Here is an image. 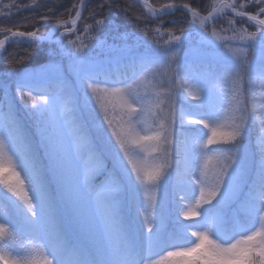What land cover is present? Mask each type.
Masks as SVG:
<instances>
[{
	"label": "snow or ice",
	"instance_id": "1",
	"mask_svg": "<svg viewBox=\"0 0 264 264\" xmlns=\"http://www.w3.org/2000/svg\"><path fill=\"white\" fill-rule=\"evenodd\" d=\"M90 2L79 0L72 3L66 13H60L71 18V26L69 20L55 18L56 12L49 10L54 18L53 29L60 32L55 43L63 59L74 69L72 83L44 67L29 70L24 64L26 57L10 61L19 66L5 73L15 78V96L41 131L42 153L6 115L3 128L7 136L0 134V173L8 171L9 176L0 179V183L12 196L23 200L26 208L18 214L0 217V262L162 264L152 257L166 252V257L197 253L195 259L186 260L184 264H264V149L253 163L244 145L245 136L256 123L255 109L249 111L248 107L249 92L253 91L249 84L254 77L259 78L264 90V0H231L220 7L206 5L203 9L206 15L189 2L162 3L153 7L148 0H140L147 13L141 12L136 17L138 21L154 19L163 26L164 18H174L176 13L184 20L180 34L172 35L163 45L150 39L147 27L141 29L142 37L138 36L137 40H143L145 49L140 54L142 69L169 63L168 54H175L185 38L192 39L194 34L199 35L201 47L214 54V66L210 64L206 70L202 69V78H195L198 94L188 92L186 85L193 77L187 72L182 74L179 56H173L169 63L172 89L166 94L171 101L169 116L151 129L143 127L145 101L151 99V93L140 94L133 90L137 72L125 80H112L108 70L90 57L98 34L110 22L107 16L102 19H97L95 14L85 17L83 12ZM5 7L10 15L13 8L20 11L27 6L13 2ZM104 7L110 10L107 4L101 5V10ZM47 19L48 15L41 17V20ZM78 21L83 25L82 30ZM251 21H255V25L250 24ZM223 23L227 28L220 30L231 32L232 36L217 34L218 26ZM245 24L254 30L247 37L237 39L238 27L248 31L243 27ZM2 31L5 35L0 40V56L8 51L6 43L19 45L28 40L29 47L36 49L45 39V35H38V28ZM129 64L135 68L136 60H130ZM171 64L176 67L172 68ZM4 87L7 95V85ZM73 89L84 107L90 109L92 123L90 128L76 129L75 139L80 146L75 151L71 149L68 155L65 133L57 125L54 112L56 104L71 96ZM160 95L156 93L158 100ZM110 98L117 99L124 109L126 127L119 130L109 118ZM182 98L194 102L200 112L199 118L185 119ZM221 110L227 116L223 122L218 119ZM151 116L154 124L160 120V115L154 111ZM178 119L180 136L185 137L180 141L182 162L174 159ZM259 122L264 128V118ZM186 124L202 125L208 131L191 130L196 135L189 142ZM202 153L215 155L206 156L202 166ZM212 159L217 162V170L209 177L207 162ZM149 160L158 162L149 164ZM97 172L111 179L112 187L98 190L90 179ZM51 177L55 178V189ZM181 178L186 180L183 191L192 190L194 186L200 189L196 210L177 211L172 215L164 201L153 197V218L145 232L143 224L138 223L143 214V202L139 200L141 188L162 187ZM185 199V195H180L177 207L179 201ZM223 207L232 208L231 235L213 219L214 213L218 214ZM181 217L183 221L198 217L203 230L190 231L192 226L184 224ZM169 221L173 231L182 230L189 241L195 238L192 247L170 242ZM30 247L42 253V261L26 258ZM169 248L176 251H168Z\"/></svg>",
	"mask_w": 264,
	"mask_h": 264
},
{
	"label": "trees",
	"instance_id": "2",
	"mask_svg": "<svg viewBox=\"0 0 264 264\" xmlns=\"http://www.w3.org/2000/svg\"><path fill=\"white\" fill-rule=\"evenodd\" d=\"M154 7H159L162 3H192L193 6H196L198 10L202 11V14L206 15V12H203V9L206 5H212L217 7L222 2H231V0H149ZM15 2L21 7L20 11H17L15 8L11 10L10 15L8 14V9L5 5ZM78 3L79 0H0V40L4 39L5 33L2 31L6 28H11L13 31H34L37 28L39 29L38 35H46L48 31L53 27L54 18L50 15L49 10L56 12L55 18L67 19L66 14L61 16L60 13H66L67 9L71 7L72 3ZM41 5L36 7L35 5ZM107 4L109 7H104L101 10V5ZM127 10V11H126ZM208 10H211L209 8ZM141 12H145L144 8L138 4L135 0H91L88 3L87 9L84 10V16L90 17L95 14L97 19H102L107 16L109 19V24L103 27V31L100 32L99 39L96 41L94 47L90 52V56L103 55L107 53H116L119 51L127 50L129 55L132 57H127L119 62L115 66L106 68L108 70V76L112 80H125L132 77V73L135 71L137 75L133 78V90L143 94L145 91L151 93V99L145 101L146 114L143 117V127L145 129H151L156 126L158 123L165 122V118L169 116L168 105L171 101L167 98L166 90L169 87L166 83L162 82L160 74L158 73V64L156 67L149 66L147 70L141 68V59L140 55L145 51L143 46V40H137V37H142L141 29L150 30V39L152 41H158L159 44L163 45L165 41L171 39L172 35H179V28L183 26L184 20L181 18L179 13L175 14L174 18L165 17L163 20V26L161 22L150 20L145 22L143 19L137 20L136 17L141 15ZM48 15L49 19L41 20L42 16ZM75 16V13L72 14ZM174 21V22H173ZM91 23V20L88 21ZM252 25H255L252 22H249ZM81 30L83 25L80 22ZM244 28H247L248 31H241L238 27L237 29V39L240 36L247 37L252 28H248V25H243ZM227 28V24L223 23L218 26L217 34L221 37H230L232 36L231 32H224L220 29ZM95 35V34H93ZM163 37L165 41L162 42ZM79 43V42H78ZM201 44V39L198 34H194L192 39L185 38V41L182 47L178 48L180 50H185L187 47L193 46L194 44ZM30 43L22 44H11L7 47V53H4L0 56V132L7 136V130L3 128L4 117L7 115L11 120L15 121L16 125L22 129L26 134L28 139L32 144L41 151L42 153V143H41V131L38 128L36 122L34 121L31 113H29L18 101V98L15 96V84L14 77L6 76L5 73L14 65L10 61L19 60L22 57L24 59V64L29 67H34L41 64L49 63V61H54L60 65H66L69 61L63 59L59 47L54 42H40L39 47L33 49L29 47ZM152 47H155L153 44ZM177 50V49H176ZM175 50V51H176ZM31 53V55H29ZM169 53L168 55H170ZM9 57V59H5ZM135 59L136 66L133 68L129 61ZM214 66V62H206L199 60H184L179 65L182 70V74L187 72L192 79H189L187 82V90L190 92L192 87V81L195 78H202V69L206 70L209 65ZM258 78V77H254ZM259 79V78H258ZM65 80V79H64ZM254 80V79H253ZM252 80V81H253ZM5 85H7V95H5ZM122 86V85H117ZM259 86V83H258ZM251 87L257 88V86ZM156 93H160L159 100L156 97ZM160 100H163L164 103H161ZM181 103L184 108V115L186 120H194L199 118L200 112L194 106V102L189 99H181ZM264 103V100H263ZM61 107L55 109L54 119L59 127H61L65 133V152L70 155L71 149L76 150L80 145H78L75 139V131L79 127H91V121L89 120V111L87 110V117H83L80 114L79 110L75 106L73 93L68 98L59 101ZM115 106V107H114ZM30 108L31 106L28 105ZM109 109V118L113 120L114 126L119 130L123 127L119 126L120 122L124 121V109L119 106V104L110 98L108 103ZM253 110V108L251 109ZM156 112L160 115V120L156 121L154 124L151 112ZM256 123L255 127L250 128V135L247 134L244 138V145L251 137L252 148V162L255 163L256 158H258L259 153L264 149V128L260 127V119L264 118V112L256 111L254 113ZM219 118L225 121L227 119L226 114L221 110ZM126 127V123L124 124ZM203 129L202 125H185L186 137L189 142L192 141L196 135L193 129ZM177 147L174 154V159L176 161L182 162V153H181V144L180 141L185 139V137L180 136V124L179 119L177 120ZM203 131H208L203 129ZM206 140L207 137H204ZM215 147V146H213ZM215 155V153H207L200 155L201 165H204L206 156ZM158 161L149 160L148 163H157ZM73 170L75 169V163H72ZM182 168V163H181ZM217 170V162L215 159L208 160L207 162V174L211 177L214 172ZM94 186L98 190L102 188L112 187V180L106 179L105 175H100L98 172L92 174L90 177ZM52 187L55 189V178L51 177ZM186 180L181 178L180 180H171L166 185L162 187H142L139 193V200L143 202L142 215L139 217L138 223H142L144 226V231L147 232L148 225L152 222L153 218V209L151 205V198L155 197L165 202L166 209L172 215H175L177 211H190L196 210V201L200 197L199 187H193L192 190L187 192L183 191L184 184ZM71 192V189H69ZM180 195H185L186 199L179 201V206L177 207V201ZM19 199H14L13 201H8L0 195V214L2 216L8 215L9 213L18 214L23 208ZM232 215V208L223 207L219 210V213H214L213 219L218 227H220L227 235H231L230 222L229 218ZM135 219V217H133ZM183 221V217H181ZM159 224V219H157ZM184 224H190L192 226L191 230H203L201 228V222L199 218H192L187 221H183ZM70 228L71 225L68 224ZM168 231L169 239L173 244H179L187 247H192L195 242V238L192 237L191 241L184 236L183 231L179 232L173 231V225L171 221L168 222ZM258 227V225H257ZM189 231V236H190ZM27 243V241H25ZM149 245L145 243V250L147 252ZM31 249V247H30ZM168 251H176L174 248H169ZM197 253H192L187 256L175 255L171 257H166V252H159L158 255H153L154 261H162V264H184L186 260L195 259ZM166 257V259H165ZM26 258L34 260H43V256L39 250L32 248L31 254L26 253Z\"/></svg>",
	"mask_w": 264,
	"mask_h": 264
},
{
	"label": "rangeland",
	"instance_id": "3",
	"mask_svg": "<svg viewBox=\"0 0 264 264\" xmlns=\"http://www.w3.org/2000/svg\"><path fill=\"white\" fill-rule=\"evenodd\" d=\"M59 34V32L55 31L53 29L52 32H50L51 35V39L54 40L57 35ZM165 41V38L163 37L162 42ZM233 51H238L237 49H233ZM174 55H178L179 56V64L184 61V60H199V61H206V62H211L213 60V53H211L210 51H208L205 48L201 47V44H194L193 46L187 47L185 50H180L177 49L174 53H171L170 55H168L167 59L169 61V63L171 62V60L173 59ZM140 56V55H138ZM99 66L103 67V68H108L111 66H115L117 65L119 62H121L123 59H126L127 57H132V55H129V53H127V50L124 51H119L116 53H107V54H103V55H96V56H90ZM169 63H162L159 65L158 68V73L160 74V77L163 78L162 82L166 83L167 85H169V87L166 90V94L171 91L172 89V85L169 84V74H170V67H169ZM41 67H44L46 69H48L51 72L54 73H59L61 77H63V79H65L66 81H68L69 83H72L74 81V69L72 64L69 62L66 65H60L58 63H46V64H41V65H37L34 67H29V70L35 68V69H39ZM171 67L174 68L176 67L175 64H171ZM254 80L249 84L250 89H253V91L249 92V96H248V107H249V111H252L251 109H255L256 111H262L264 112V103L262 100V97H264V90L261 89V84H260V80L258 78H253ZM259 83V86H258ZM192 87L190 90V94H198V85L196 83V79H194L192 81ZM251 84L253 86H257V88L251 87ZM73 93V97H74V102H75V106L77 107V109L79 110L80 114L83 115L84 118H86V120H88L87 117V110L83 105V102L79 100L78 98V93L75 92V90L73 89L72 92ZM18 98V97H17ZM114 101H116L119 104V101L115 98H113ZM19 101V99H18ZM28 105L31 106V102H28ZM120 106V104H119ZM58 107H61V105L59 104V102L56 104L55 109H57ZM220 122H223V119L218 118ZM125 124V119L124 121L120 122L121 127H124ZM0 134L4 135L2 132H0ZM248 134L250 135V129ZM264 138V135H263ZM245 147L247 148L249 154L252 156V144H251V137H249L248 141L245 143ZM7 152V149H5V153ZM9 176L8 171H5L3 173H0V179L6 178ZM14 182V180H13ZM0 195L8 200V201H13L14 199H17V197L12 196L11 193H9L7 191V189L5 188L3 183H0ZM21 205L22 208L25 209L26 208V204L23 200L19 199L18 200ZM0 217H2V215L0 214ZM32 248L28 249L27 253L31 254ZM42 254V253H41ZM43 256V255H42ZM0 264H2V262H0Z\"/></svg>",
	"mask_w": 264,
	"mask_h": 264
},
{
	"label": "water",
	"instance_id": "4",
	"mask_svg": "<svg viewBox=\"0 0 264 264\" xmlns=\"http://www.w3.org/2000/svg\"><path fill=\"white\" fill-rule=\"evenodd\" d=\"M138 4H140L143 8H144V10L146 11V13H147V9H146V7L143 5V4H141L140 3V0H135ZM148 3L150 4V5H152L151 3H150V1L148 0ZM223 3H228V2H222V3H220L217 7H220ZM153 6V5H152ZM154 7V6H153ZM83 14H84V12H83ZM252 23H254L255 24V21H251ZM78 24L80 23V21H78L77 22ZM69 26H71V20H69ZM52 30L53 29H51V32H52ZM62 31H63V29H62ZM60 35V34H59ZM58 35V36H59ZM51 36H50V33L49 34H47L46 36H45V39L43 40V41H41V42H53L54 40H52L51 38H50ZM30 41H28V40H25V42L24 43H29ZM11 44H14V43H11ZM10 43H6L5 44V47L7 48L9 45H11ZM0 51H2V49H0Z\"/></svg>",
	"mask_w": 264,
	"mask_h": 264
},
{
	"label": "bare ground",
	"instance_id": "5",
	"mask_svg": "<svg viewBox=\"0 0 264 264\" xmlns=\"http://www.w3.org/2000/svg\"><path fill=\"white\" fill-rule=\"evenodd\" d=\"M147 9V8H146Z\"/></svg>",
	"mask_w": 264,
	"mask_h": 264
}]
</instances>
